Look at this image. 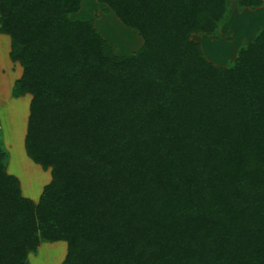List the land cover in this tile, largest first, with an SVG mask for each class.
Returning a JSON list of instances; mask_svg holds the SVG:
<instances>
[{
    "label": "trees",
    "instance_id": "obj_1",
    "mask_svg": "<svg viewBox=\"0 0 264 264\" xmlns=\"http://www.w3.org/2000/svg\"><path fill=\"white\" fill-rule=\"evenodd\" d=\"M100 1L139 51L117 56L80 0H0L27 156L52 176L25 196L0 139V264L59 240L63 264H264V25L220 66L191 35H220L229 0Z\"/></svg>",
    "mask_w": 264,
    "mask_h": 264
},
{
    "label": "crops",
    "instance_id": "obj_2",
    "mask_svg": "<svg viewBox=\"0 0 264 264\" xmlns=\"http://www.w3.org/2000/svg\"><path fill=\"white\" fill-rule=\"evenodd\" d=\"M80 2H81L80 9L77 12H73L71 14L72 17L89 19L91 21L93 20L95 27L100 31L102 36L106 39L107 43L111 45L113 52L117 54V56L121 57V56L131 55L142 48L144 44L143 42L144 39L140 35L139 31L136 28L126 25L121 19H119L117 15L114 13V10L107 3L100 0H80ZM229 2H230L229 9L231 12L229 19L225 21L220 27L221 36L214 34H207V33L202 34V32L201 33L196 32L191 35V38L194 41H197L201 44L204 55L219 65L226 64L230 59L234 60L237 55L240 44L243 41H245L246 36L251 35L249 32L255 28L256 30H258L262 28L264 25V4H262L261 7L259 6L256 8L244 7L241 9L237 0H229ZM241 10H244V12H250L251 18L241 17L242 16L240 12ZM230 26L231 28H236L232 36L233 41L223 36L224 32L227 35V31L229 30ZM10 42H11V36L7 33L3 34V32L0 31V62L2 60L3 61L5 60L7 65V67H5L4 69H0V77L3 78V80L0 81V108L4 105V109H5L7 108V105L10 103L13 107L8 106V112L12 118V121L16 122L18 120H21L20 123L23 124L22 126H20V130L23 132V134H19V135L13 134L12 141H10V139L7 138V141L10 144L9 148L11 149L12 145L17 146L18 142L21 141L19 147H21L23 151L24 150L26 151L25 132H27L26 126H28V119L30 115V103H31L30 100L32 96L31 94H25L22 96H14L13 94L16 81L19 78H21V76L23 75L22 73L23 66L19 62L13 61L11 59ZM207 47H210L215 51L214 52L216 54L215 58L208 54L206 50ZM216 47H221V48L224 47L225 49L222 50L220 48L218 51ZM23 99H26V101H28L29 111H26L25 114H23L24 112L22 110L20 111L19 109L21 100ZM2 116L3 113L1 112L0 109V123ZM10 159H11V155H10ZM19 179L21 180L20 187L23 188L24 194L25 195L27 194L26 196L29 197V195L31 194L25 192L24 189L25 187L23 186L24 182L21 178ZM44 187L45 186L43 184L41 193L43 192ZM32 200L36 201L34 199ZM45 245L53 246L52 251L54 250V247L61 248L62 250L64 249L63 257L66 255L65 253L67 250V244L64 243L63 241L59 240L54 242H42V244L39 246V249L44 248Z\"/></svg>",
    "mask_w": 264,
    "mask_h": 264
},
{
    "label": "rangeland",
    "instance_id": "obj_3",
    "mask_svg": "<svg viewBox=\"0 0 264 264\" xmlns=\"http://www.w3.org/2000/svg\"><path fill=\"white\" fill-rule=\"evenodd\" d=\"M240 12L242 15L241 17L251 18L250 12H244V10H241ZM234 30H236V28H231V26H230L229 30L228 31L226 30L227 35L224 32L223 36H225L226 38L233 41L232 36H233ZM257 31L258 30H256V28L252 29L249 32L251 35L246 36L245 41L252 40V38L255 36ZM220 36H221V33H220ZM243 43H245V42L243 41L240 44L239 48L242 46ZM220 48L221 47H216V49L218 51ZM221 49L224 50L225 48L222 47ZM206 50L210 56H212L214 58L216 57V54L214 53L215 51L212 48L207 47ZM210 61L213 62L214 64H216L213 60H210ZM229 61H233V60L230 59ZM229 61L226 64L220 65V66L227 65L229 63ZM217 65H219V64H217ZM5 67H7L6 61L2 60L0 62V69H4ZM2 80H3V78L0 77V81H2ZM8 106L13 107L9 103L7 105V108L4 109V105L0 108L1 112L3 113V116L1 117V123H0V130H1L0 139H1L2 144H3V148L8 153L7 165L9 168H7V170H8V173L10 172V173L16 175L17 177H19L23 180V182H24L23 186L25 187L24 188L25 192L30 193L31 195H29V197L31 199L36 200L35 202H38V200L40 199V197L43 194V192L41 193L42 188H43V184L45 186L52 179L51 168L44 169V168H42L41 165L34 163L26 155V151L25 150L23 151V149L21 147H19V144H21V141L18 142L17 146L12 145V148H11L12 150L9 148L10 144L8 143L7 138H9L10 141H12L13 134H15V135L23 134V132L20 130V126H22L23 124L20 123L21 120H18L16 122L12 121V118L8 112ZM19 109H20V111L22 110L24 112L23 114H25L26 111H29L28 110V101H26V99L21 100V104L19 106ZM10 112H12V111H10ZM25 133H27V132H25ZM10 155H11V159H10ZM48 177H50V178H48ZM47 178H48V180H47ZM20 182H21V180H20ZM22 192H23V188H22ZM23 194H24V192H23ZM52 248H53V246L45 245L44 248L39 249V251L37 253L31 252L29 254L30 263L31 264H63V262L66 258V255H67V250L65 253L66 255L63 257L64 249L62 250L61 248H55L54 247V250L52 251Z\"/></svg>",
    "mask_w": 264,
    "mask_h": 264
}]
</instances>
